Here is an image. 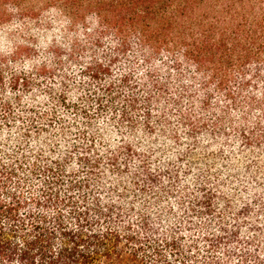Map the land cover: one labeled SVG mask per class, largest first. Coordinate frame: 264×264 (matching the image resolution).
<instances>
[{
    "label": "trees",
    "instance_id": "1",
    "mask_svg": "<svg viewBox=\"0 0 264 264\" xmlns=\"http://www.w3.org/2000/svg\"><path fill=\"white\" fill-rule=\"evenodd\" d=\"M125 259L264 264V0H0V264Z\"/></svg>",
    "mask_w": 264,
    "mask_h": 264
},
{
    "label": "rangeland",
    "instance_id": "2",
    "mask_svg": "<svg viewBox=\"0 0 264 264\" xmlns=\"http://www.w3.org/2000/svg\"><path fill=\"white\" fill-rule=\"evenodd\" d=\"M156 147H160V145H157ZM162 150H168V149L164 148ZM224 150H232V151H235V150H244V149L241 146L240 142H236V140L233 137V140L231 142L230 141H225L224 142ZM237 154L239 156H241V153H237ZM121 264H132V263L130 261H128V260L125 259Z\"/></svg>",
    "mask_w": 264,
    "mask_h": 264
}]
</instances>
